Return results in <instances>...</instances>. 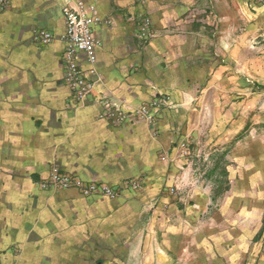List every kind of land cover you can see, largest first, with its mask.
Masks as SVG:
<instances>
[{"label":"crops","instance_id":"crops-1","mask_svg":"<svg viewBox=\"0 0 264 264\" xmlns=\"http://www.w3.org/2000/svg\"><path fill=\"white\" fill-rule=\"evenodd\" d=\"M87 1L111 20L96 28V92L127 110L159 98L161 112L153 125H115L93 97L72 105L63 43L32 39L37 28L64 30L62 0H12L0 12L2 263L264 264L255 164L227 168L223 178L217 168L198 174L206 164L195 158L206 160L213 139L233 135L225 124L243 118L256 64H264V6ZM54 166L87 182L144 185L116 198L44 188Z\"/></svg>","mask_w":264,"mask_h":264},{"label":"built area","instance_id":"built-area-1","mask_svg":"<svg viewBox=\"0 0 264 264\" xmlns=\"http://www.w3.org/2000/svg\"><path fill=\"white\" fill-rule=\"evenodd\" d=\"M264 5V0H258ZM12 0H0V12L6 11ZM61 10L64 19V30L60 33L37 28L33 42L37 45H48L56 40L63 43L62 66L63 80L71 92V103L79 107L93 97L94 101L103 106L102 117H106L113 124L120 125L128 120L143 121L153 125L161 112L163 100L155 98L150 103L127 110L114 103L104 92H96L99 78L96 77L95 65L98 61L99 50L103 47L102 39L96 34V28L102 24H110L111 20L104 18L93 2L87 0H62ZM151 20L145 17L143 31L150 34ZM185 146H188L185 143ZM167 157L162 156L165 160ZM141 178L124 180L120 185L100 182H87L82 178L61 170L54 166L49 175L42 181L44 188H74L84 196L118 197L123 190H139L143 188ZM177 187H171L172 192ZM0 264H3L0 260Z\"/></svg>","mask_w":264,"mask_h":264},{"label":"rangeland","instance_id":"rangeland-1","mask_svg":"<svg viewBox=\"0 0 264 264\" xmlns=\"http://www.w3.org/2000/svg\"><path fill=\"white\" fill-rule=\"evenodd\" d=\"M250 2L261 5L258 0ZM261 39L257 38L256 41H262ZM250 84L253 88L246 91L242 120L237 124L233 122L225 124L227 132L230 134L233 132V135L220 145L213 139L207 147L211 153L207 155L206 160L200 155L195 158L206 164L197 166L201 170H197L198 174L203 173V170L217 168L223 178L230 173L227 168L241 166L242 162L245 166L255 164L256 178L262 180L259 185L264 190V64H256V82ZM222 188L226 186L223 184Z\"/></svg>","mask_w":264,"mask_h":264}]
</instances>
